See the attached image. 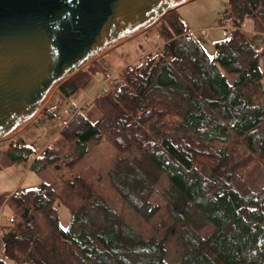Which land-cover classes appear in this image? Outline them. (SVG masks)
<instances>
[{
    "label": "trees",
    "instance_id": "1",
    "mask_svg": "<svg viewBox=\"0 0 264 264\" xmlns=\"http://www.w3.org/2000/svg\"><path fill=\"white\" fill-rule=\"evenodd\" d=\"M229 4L235 28L214 43V56L175 17L162 23L163 52L125 67L92 114L70 116L60 135L75 140L79 157L68 155L58 180L12 193L20 223L1 237L5 257L17 264H169L173 241L175 264H264V175L253 179L264 171V46L241 30L252 18L264 32V0ZM81 71L56 93L70 97L88 84L90 74ZM105 140L116 149L111 186L136 216L155 223L154 234L123 218L73 168L89 143ZM8 155L35 172L60 157L52 145L37 153L24 140L12 141ZM250 163L255 168L245 173ZM58 200L71 212L67 228ZM0 264H7L2 256Z\"/></svg>",
    "mask_w": 264,
    "mask_h": 264
},
{
    "label": "water",
    "instance_id": "2",
    "mask_svg": "<svg viewBox=\"0 0 264 264\" xmlns=\"http://www.w3.org/2000/svg\"><path fill=\"white\" fill-rule=\"evenodd\" d=\"M195 0H0V142L105 53Z\"/></svg>",
    "mask_w": 264,
    "mask_h": 264
},
{
    "label": "rangeland",
    "instance_id": "3",
    "mask_svg": "<svg viewBox=\"0 0 264 264\" xmlns=\"http://www.w3.org/2000/svg\"><path fill=\"white\" fill-rule=\"evenodd\" d=\"M158 24L120 44L111 51L85 67L82 72L90 74L88 84L82 86L74 95L63 96V102L59 104L57 97L60 93H53L42 111L24 131L18 136L0 142V256L4 257L7 264H17L12 259L5 257L4 244L1 237L10 230L14 224L20 223L18 209L11 199L13 192L29 188H37L42 182L56 181L61 175L66 173V162L70 158L68 155L79 157V150L75 140H65L60 135L65 122L70 119L66 112L74 114L78 110L92 114L96 108L95 100L115 89L120 81V72L128 65H138L149 53L163 52L165 42L162 33V23L180 17L186 24L187 30L200 41L209 56H214L215 45L218 40L225 38L223 35L222 22L224 17L231 15L229 0H195L187 3L170 13ZM233 15V14H232ZM241 30L251 37L257 48L264 46V32H260L254 27L252 18L245 19ZM208 31L209 34L205 32ZM260 67L264 69V61L260 59ZM231 77V76H229ZM264 85V76L262 78ZM51 110L49 112V109ZM97 115L93 116L96 119ZM34 122V123H33ZM33 123V124H32ZM32 124V125H31ZM31 125V126H30ZM17 136V137H16ZM24 140L37 153H40L47 145H52L56 153L60 156L54 163L39 172L30 169L28 163H11L8 150L12 141ZM116 149L111 141L105 140L101 143H89L88 152L73 164V168L81 173L85 178L92 181L99 192L118 210L123 218L139 226L143 231L154 234L155 223L147 222L139 218L120 198L111 186L107 173L111 169L115 160ZM60 166V168L57 167ZM68 166V165H67ZM255 168L254 163L245 167V173ZM264 171L256 172L253 176L255 181L263 180ZM166 184L164 180L163 185ZM59 212L60 223L64 228L70 225V209L61 201L56 202ZM164 217V215H162ZM170 228V232H174ZM178 249L172 241L169 245V264L177 261ZM20 264H30L28 260H21Z\"/></svg>",
    "mask_w": 264,
    "mask_h": 264
},
{
    "label": "built area",
    "instance_id": "4",
    "mask_svg": "<svg viewBox=\"0 0 264 264\" xmlns=\"http://www.w3.org/2000/svg\"><path fill=\"white\" fill-rule=\"evenodd\" d=\"M222 26H223V35L224 36H228L232 30L235 28V17L234 15H228L226 17H224V20L222 22ZM206 34H209L208 31L205 32ZM67 116H72V113L66 112Z\"/></svg>",
    "mask_w": 264,
    "mask_h": 264
},
{
    "label": "crops",
    "instance_id": "5",
    "mask_svg": "<svg viewBox=\"0 0 264 264\" xmlns=\"http://www.w3.org/2000/svg\"><path fill=\"white\" fill-rule=\"evenodd\" d=\"M63 96H64V95L59 94V95H58L57 97H55L54 99L57 98V99L59 100V104H60V103H62V102L64 101V100H63V99H64ZM48 109H49V108H48ZM50 111H51V110L49 109V112H50ZM72 115H73V114H72ZM36 119H37V117H36ZM36 119H34V120H36ZM33 123H34V122H33ZM33 123H32V124H33ZM32 124H31V125H32ZM31 125H30V126H31ZM26 127H27V126H26ZM26 127H25L24 129H22V130H21L19 133H17L16 135L18 136L22 131H24L25 129H27ZM17 136H16V137H17ZM13 137H14V136H13Z\"/></svg>",
    "mask_w": 264,
    "mask_h": 264
},
{
    "label": "snow or ice",
    "instance_id": "6",
    "mask_svg": "<svg viewBox=\"0 0 264 264\" xmlns=\"http://www.w3.org/2000/svg\"><path fill=\"white\" fill-rule=\"evenodd\" d=\"M65 230H67V229H65Z\"/></svg>",
    "mask_w": 264,
    "mask_h": 264
}]
</instances>
